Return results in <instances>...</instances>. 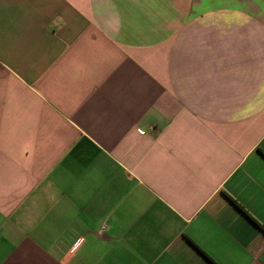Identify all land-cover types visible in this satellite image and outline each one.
Instances as JSON below:
<instances>
[{"label": "crops", "instance_id": "obj_1", "mask_svg": "<svg viewBox=\"0 0 264 264\" xmlns=\"http://www.w3.org/2000/svg\"><path fill=\"white\" fill-rule=\"evenodd\" d=\"M263 226L264 0H0V264H264Z\"/></svg>", "mask_w": 264, "mask_h": 264}, {"label": "built area", "instance_id": "obj_2", "mask_svg": "<svg viewBox=\"0 0 264 264\" xmlns=\"http://www.w3.org/2000/svg\"><path fill=\"white\" fill-rule=\"evenodd\" d=\"M106 228H107L106 226H102L98 233L102 234L106 230ZM263 233H264V226H263Z\"/></svg>", "mask_w": 264, "mask_h": 264}]
</instances>
